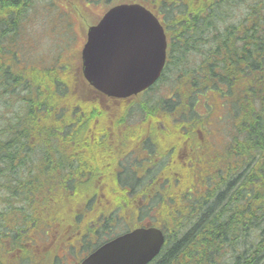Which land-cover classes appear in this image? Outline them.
Instances as JSON below:
<instances>
[{
	"label": "trees",
	"instance_id": "trees-1",
	"mask_svg": "<svg viewBox=\"0 0 264 264\" xmlns=\"http://www.w3.org/2000/svg\"><path fill=\"white\" fill-rule=\"evenodd\" d=\"M40 1L50 0H0V264H5L8 244L11 251L23 250L31 229L41 230L64 216V198L81 196L87 202L96 176L108 178L114 187L129 186L135 199L143 192L145 202L156 207L166 238L150 264H264V0H77L79 12L84 3L97 8L99 3L139 2L163 20L172 55L180 54L176 59L194 55L188 72L196 75L181 77V92L180 84L173 86L172 96L155 86L140 105L94 97L102 96L83 82L78 57L68 52L71 37L52 62L28 65L22 53L28 51L24 24ZM84 20L80 25L93 24ZM172 65L164 77L177 72ZM208 92L223 100V115H242V130L231 121L242 151L240 180L228 177L209 197L200 188L204 197L187 199L193 184L188 162H150L142 169L144 179H135L131 162L122 161L142 159L130 158L139 143L149 160L166 157L170 145L183 149L187 129L203 117L192 111L194 103ZM226 94L232 97L230 108ZM203 107L209 109L207 99ZM135 121H140L139 133L130 129ZM182 124L186 130H180ZM166 132L175 136L172 141ZM150 185L156 186L154 192L144 189ZM127 193L110 190L115 204ZM128 211L121 216L132 226L138 209ZM108 218L87 215L83 236L97 229V244L108 238ZM224 255L229 259L223 261Z\"/></svg>",
	"mask_w": 264,
	"mask_h": 264
},
{
	"label": "flooded vegetation",
	"instance_id": "flooded-vegetation-1",
	"mask_svg": "<svg viewBox=\"0 0 264 264\" xmlns=\"http://www.w3.org/2000/svg\"><path fill=\"white\" fill-rule=\"evenodd\" d=\"M79 67L80 55L78 51V68ZM94 97L97 99H105L99 96ZM142 101L143 99L141 98L125 100V102H134L136 105H140ZM103 102L120 104L124 101L105 99ZM139 124L140 121H135L134 126L130 129L139 133L140 129L137 128ZM192 124H197V122L193 121ZM219 124L221 128V120H219ZM226 125L231 127L228 125L227 121ZM205 126L209 127L210 124L206 121L201 124V126L197 124L196 127H189V129H187L188 132L185 133L187 134L188 141L183 143L184 148L179 149L177 145H170L165 149L164 154H166V157L156 156L152 160H149L146 157V150L143 149L142 144L139 143L137 147L133 149V154L130 155V158L135 155L137 157H142V159H128L122 162H188L189 166L187 167L190 169L189 172L194 174L193 187H197V189L192 192L196 193L201 188L203 192L208 193L209 197L213 190L216 188L218 189V187H220L228 177L233 176V174L235 176V182L240 180L242 176L240 162H243V159L242 151L239 148V137L236 133L233 134L232 131L227 132L224 127L220 129V132L218 127L220 133L218 136L211 129L207 130L204 128ZM146 133L144 135H146ZM165 135L168 136V138L171 137L170 141L175 137L171 136L168 132H166ZM149 138L151 139V137ZM173 152H176L178 156L168 158ZM144 157H146L147 160L144 159ZM142 169L136 170V174L134 175L135 179L139 181L144 179V170L142 171ZM218 172L223 173L222 179L212 183L211 180L213 175ZM123 177L124 176H122V178ZM97 178L99 180L93 185L92 189H90V193L87 194L89 197L87 202H83L81 196L74 198L73 195L70 199L64 198L61 204L63 205L61 211L64 216L58 221L49 222L47 227L42 226L41 230L37 228L35 230L31 229L29 232L31 238L23 245V250L17 247L11 251L12 245L8 244L7 246L10 251H8L4 257L6 260L5 264H80L83 258L92 251V249L90 250L88 248L89 244H97L99 239V232H97V229L93 230L91 234H88V232L87 237L85 235V237L83 236L81 223L87 215L100 214L101 216L105 215L110 217L112 213L117 211L118 215L121 216V214L129 212L130 206L138 209L136 214L139 215L147 208H150L145 202V194L143 192L141 196L135 199V197L131 195L132 188L129 186L122 184L114 187L111 185V180L108 178L96 176V179ZM200 181L204 182L202 187L198 185ZM195 184L197 186H194ZM113 188L119 190L126 189L128 192L123 198L121 195L117 198V204H115V199L110 195V190ZM155 188V185L144 187L146 191L152 192L155 191ZM78 218H80V222H78ZM148 221L150 220L144 219V224L148 223ZM9 225L13 230L15 225H13V223ZM91 225H94V222L90 221V229H92ZM124 225L129 226L128 221H126ZM104 233H106V231H104Z\"/></svg>",
	"mask_w": 264,
	"mask_h": 264
},
{
	"label": "water",
	"instance_id": "water-1",
	"mask_svg": "<svg viewBox=\"0 0 264 264\" xmlns=\"http://www.w3.org/2000/svg\"><path fill=\"white\" fill-rule=\"evenodd\" d=\"M165 49L163 28L150 11L138 4L119 5L88 29L81 53L82 74L108 97L136 95L159 77ZM163 242L157 229H136L99 247L81 264H148Z\"/></svg>",
	"mask_w": 264,
	"mask_h": 264
},
{
	"label": "rangeland",
	"instance_id": "rangeland-1",
	"mask_svg": "<svg viewBox=\"0 0 264 264\" xmlns=\"http://www.w3.org/2000/svg\"><path fill=\"white\" fill-rule=\"evenodd\" d=\"M70 1V2H69ZM77 0H50L49 2H34L32 8L29 10L27 14V21L24 24V34L22 35V41L24 42L25 47L28 51L23 50L25 55L23 57L25 59H28L30 64L34 65H40L41 62L48 63L52 62L54 56H56V52L62 48L65 43L66 39L69 37H74L73 42L71 46L69 47L68 52L72 53L76 50V48H80L82 43V38L78 36V31L75 29L77 27L76 19L75 17H78L79 15H88L89 17H92V19H95L96 17L99 18L101 14L107 9V5L100 4L98 7H90L87 6L86 3L82 4L84 6H81V4H78L81 6V11H78V8L75 7V3ZM69 3L72 4L69 5ZM85 6L88 8L86 9ZM69 14V15H68ZM73 14H75L73 16ZM88 17H85L84 19H87ZM77 32V34H75ZM25 40V41H24ZM177 51L181 52L180 49L177 48ZM177 55H180L177 53ZM177 55H171L170 63L173 64L176 63L175 68L177 69V72L170 73L169 75H165L162 82L168 83L170 80H178L177 75L179 72H181V75L192 77L196 74L194 72H188L193 65H195L196 59H194V55L192 53L185 54L181 58H177ZM175 57V59H173ZM161 84V83H160ZM171 85V84H170ZM207 99L209 109L206 111V108L203 107L205 100ZM224 101L227 102L228 108H230V105L232 104V97L231 95L226 94L223 97ZM155 102H158L157 99L154 100ZM223 100L218 96V94L215 93H207L205 95H201L197 97V103H194V108L192 111L195 112V115H198L199 113H206L207 115L201 117L202 119L197 120V122H202L204 119L207 120V122L210 124L209 127H204L207 130L211 129L213 132H215L218 136L220 135L219 131L222 127L225 128V131L231 132V121L233 122V125L235 127H238L240 130H242V115L240 112L234 113L233 118L227 117V115H223V108H222ZM239 105V104H238ZM210 111V112H209ZM231 116V115H229ZM221 119V128L219 124V120ZM226 121L228 122V125H226ZM192 125V124H191ZM187 124H182L180 130H186ZM193 127H196L197 124H193ZM219 127V131H218ZM205 129V130H206ZM150 162H131L132 168L134 171L146 168L148 167ZM190 178L193 181L194 180V174L189 173ZM223 176L222 172H218L213 175L211 182L215 183L217 180H221ZM194 186H197L196 184ZM196 188L192 186L190 187L191 192L194 191ZM200 191V192H199ZM196 192V191H195ZM192 196L200 198L201 196L204 197V193L201 189L198 190L197 193H191ZM8 194L2 195L3 199L6 200ZM101 197L100 195H98ZM208 196V195H207ZM188 198V196H186ZM153 206L149 208V212ZM152 214L155 213V211H151ZM118 214H114L110 216L107 219V225L110 227V230H112L116 226V221L118 219ZM120 220V219H119ZM133 221V220H132ZM175 223H172L173 227ZM256 232V231H255ZM257 233V232H256ZM239 240H243L244 237L238 236ZM90 240V237H89ZM225 256V255H224ZM227 258L229 259V256H225L222 260L226 261Z\"/></svg>",
	"mask_w": 264,
	"mask_h": 264
}]
</instances>
